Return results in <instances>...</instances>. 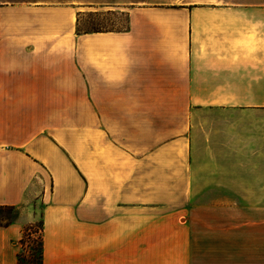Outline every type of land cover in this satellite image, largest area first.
I'll list each match as a JSON object with an SVG mask.
<instances>
[{"label":"crops","instance_id":"obj_1","mask_svg":"<svg viewBox=\"0 0 264 264\" xmlns=\"http://www.w3.org/2000/svg\"><path fill=\"white\" fill-rule=\"evenodd\" d=\"M35 200L43 264H264V0H0V206Z\"/></svg>","mask_w":264,"mask_h":264},{"label":"rangeland","instance_id":"obj_2","mask_svg":"<svg viewBox=\"0 0 264 264\" xmlns=\"http://www.w3.org/2000/svg\"><path fill=\"white\" fill-rule=\"evenodd\" d=\"M126 27L127 18L124 13L108 12L83 16L79 30L89 32L100 30H124ZM262 202L263 201H244L246 207H257L258 204ZM29 206V212L34 213L35 217L32 216V213H30V215L25 214L21 216V209L11 212H0V221L3 222H17L21 217L25 220L24 229H26L27 232L23 243L25 249L24 264L29 263L30 257H33L36 261L40 260L42 245V205L40 200H35L32 201Z\"/></svg>","mask_w":264,"mask_h":264},{"label":"trees","instance_id":"obj_3","mask_svg":"<svg viewBox=\"0 0 264 264\" xmlns=\"http://www.w3.org/2000/svg\"><path fill=\"white\" fill-rule=\"evenodd\" d=\"M85 32H89V31H85ZM19 208L18 207H15V206H0V212L2 211H15V210H18ZM11 223L10 222H3V221H0V226H9ZM26 229H24L23 233V238H22V247H23V250L22 252L18 255V262L19 264H24V261L23 259L25 258L24 256V253H25V249H24V239L26 237ZM41 233H42V230H41ZM28 264H43V241H42V245H41V255H40V260L39 261H36L33 257H30L29 258V263Z\"/></svg>","mask_w":264,"mask_h":264}]
</instances>
